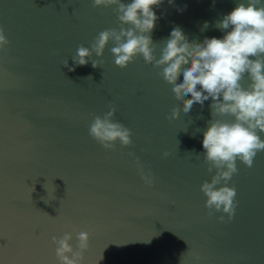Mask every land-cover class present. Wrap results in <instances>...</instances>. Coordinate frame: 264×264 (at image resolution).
<instances>
[{
	"label": "water",
	"instance_id": "water-1",
	"mask_svg": "<svg viewBox=\"0 0 264 264\" xmlns=\"http://www.w3.org/2000/svg\"><path fill=\"white\" fill-rule=\"evenodd\" d=\"M237 3L153 6L160 17L151 33L157 55L175 27L190 41L222 37L216 21ZM0 25L10 40L0 51V264H59L52 237L66 231L74 246L79 231L90 233L83 264H264V151L251 168L237 160L239 172L229 181L237 191L234 217L210 216L200 186L214 171L197 155L211 99L169 120L182 102L160 69L142 56L116 66L111 43L101 67L62 65H73L80 44L90 47L100 31L119 27L112 7L0 0ZM242 83L247 87V76ZM109 101L117 105L114 120L132 129L128 147L117 141L106 150L88 133ZM129 152L154 175V186L145 184Z\"/></svg>",
	"mask_w": 264,
	"mask_h": 264
},
{
	"label": "clouds",
	"instance_id": "clouds-1",
	"mask_svg": "<svg viewBox=\"0 0 264 264\" xmlns=\"http://www.w3.org/2000/svg\"><path fill=\"white\" fill-rule=\"evenodd\" d=\"M162 3L163 0H92L94 8H113L119 27L100 31L90 47L80 44L71 57L73 65L68 59L62 65L69 71L89 62L93 68L101 67L105 49L111 43L116 66L126 68L142 56L146 64L160 69L158 75L172 86L175 99L182 102V108L171 109L169 120L179 118L181 111L189 113L194 104L203 107L211 99V119L203 132L204 151L197 158L202 155L209 173L214 174L210 181L201 184L200 190L207 198L205 207L210 216L221 212L231 220L238 201L236 188L229 186V181L239 172L237 160L251 168L257 153L264 151L260 135L264 132V0H238L236 7L216 21L215 27L224 32L222 37L205 36L202 41H190L182 28H173L157 55L151 33L160 17L153 6ZM207 27L205 21L204 29ZM9 44L0 25V51L4 52ZM245 76L249 80L247 87L242 83ZM107 107L108 111L92 119L89 135L106 150H115L117 141L122 147L132 145V129L114 120L115 101H109ZM229 116L234 119L223 118ZM128 155L135 158L145 184L154 186V175L145 172L140 158L134 152ZM163 155L167 158L170 153L165 151ZM219 219L224 221L225 216ZM76 238L78 243L74 246L71 231L52 237L59 264H83L90 233L79 231Z\"/></svg>",
	"mask_w": 264,
	"mask_h": 264
}]
</instances>
